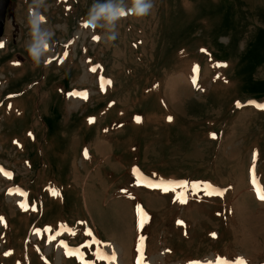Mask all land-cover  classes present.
Returning a JSON list of instances; mask_svg holds the SVG:
<instances>
[{
  "label": "rangeland",
  "instance_id": "1",
  "mask_svg": "<svg viewBox=\"0 0 264 264\" xmlns=\"http://www.w3.org/2000/svg\"><path fill=\"white\" fill-rule=\"evenodd\" d=\"M153 2L48 0L34 67L0 0V264H264V0Z\"/></svg>",
  "mask_w": 264,
  "mask_h": 264
},
{
  "label": "clouds",
  "instance_id": "2",
  "mask_svg": "<svg viewBox=\"0 0 264 264\" xmlns=\"http://www.w3.org/2000/svg\"><path fill=\"white\" fill-rule=\"evenodd\" d=\"M49 7L48 0H31L26 26L28 28L25 50L34 67L46 61L50 44L55 36L51 27L45 26L43 10ZM154 8L153 0H93L89 6L83 25L91 30L101 29L103 36L98 37L106 46L118 38L117 24L129 16L143 18Z\"/></svg>",
  "mask_w": 264,
  "mask_h": 264
},
{
  "label": "bare ground",
  "instance_id": "3",
  "mask_svg": "<svg viewBox=\"0 0 264 264\" xmlns=\"http://www.w3.org/2000/svg\"><path fill=\"white\" fill-rule=\"evenodd\" d=\"M111 250H112L111 257H110L111 261L113 262V264H117V259H116L117 258V256H116L117 251L114 248H112Z\"/></svg>",
  "mask_w": 264,
  "mask_h": 264
},
{
  "label": "snow or ice",
  "instance_id": "4",
  "mask_svg": "<svg viewBox=\"0 0 264 264\" xmlns=\"http://www.w3.org/2000/svg\"><path fill=\"white\" fill-rule=\"evenodd\" d=\"M86 27V26H85ZM94 39H98V37H93ZM0 47H3V43L2 42H0ZM93 71H95V69H92ZM74 94H76V95H79V94H77V93H74ZM85 97H86V94H85ZM261 199H264V195H261V197H260Z\"/></svg>",
  "mask_w": 264,
  "mask_h": 264
}]
</instances>
